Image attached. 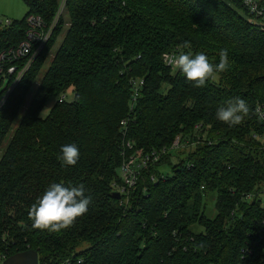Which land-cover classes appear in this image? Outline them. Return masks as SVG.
<instances>
[{
  "label": "trees",
  "instance_id": "trees-1",
  "mask_svg": "<svg viewBox=\"0 0 264 264\" xmlns=\"http://www.w3.org/2000/svg\"><path fill=\"white\" fill-rule=\"evenodd\" d=\"M21 1L28 11L0 29V49L25 37L28 16L50 26L59 9L58 0ZM220 49L229 69L204 87L164 62L165 53L203 52L219 63ZM134 80L143 85L132 102ZM69 92L72 101H58ZM234 97L250 112L229 126L216 112ZM260 113L264 28L240 0H64L48 41L0 109V257L33 250L39 264H246L241 250L262 216L244 200L264 182ZM178 136L187 148L199 143L173 157ZM128 141L160 157L128 197L115 199L111 184ZM72 143L80 158L63 165L60 149ZM52 183L83 184L92 200L59 232L34 229L28 217Z\"/></svg>",
  "mask_w": 264,
  "mask_h": 264
},
{
  "label": "built area",
  "instance_id": "built-area-1",
  "mask_svg": "<svg viewBox=\"0 0 264 264\" xmlns=\"http://www.w3.org/2000/svg\"><path fill=\"white\" fill-rule=\"evenodd\" d=\"M240 1L249 19L253 23L264 28V0ZM63 7L64 0L59 6L57 15L50 26H46L38 16H28L26 19L27 29L25 31V37L19 42L9 45L0 51V86L3 85V89L0 93H4L0 98V109L5 104L8 95L28 71L30 62L45 46L56 24L57 18L62 13ZM10 23V21L6 20L4 27L9 26ZM166 65L170 66L168 64ZM142 85V80H134L132 82V102H135ZM63 100H65V97H60L58 101L62 102ZM260 116L264 121V113H260ZM125 127L126 122L121 121L120 129L123 131V135H125ZM196 137L198 138L200 136L197 135ZM256 139L259 141V138ZM259 142L264 147V140ZM186 143L187 141H184L182 136H178L173 143V147L179 148V146H186ZM198 143L199 142H195V144L190 145V149H194V146L198 145ZM126 148L121 152L122 162L118 173L119 181L113 182L111 188L113 193L128 197L140 177V172L147 168L149 164L158 161L160 155L155 152L144 154L141 149L135 148V144L131 141L127 142ZM153 179L154 177H151V180ZM244 200L249 204H257L262 216L256 221L254 234L247 235V240L241 253H243V258L246 257V255L248 256L249 262L246 261V264H264V182L260 183L253 192L246 194ZM4 260L5 258L3 256L0 257V264H2Z\"/></svg>",
  "mask_w": 264,
  "mask_h": 264
},
{
  "label": "clouds",
  "instance_id": "clouds-1",
  "mask_svg": "<svg viewBox=\"0 0 264 264\" xmlns=\"http://www.w3.org/2000/svg\"><path fill=\"white\" fill-rule=\"evenodd\" d=\"M190 47V42L183 43V48ZM218 55L219 63H212L203 52H180L179 55L165 53L164 62L180 70L195 87H204L216 73L229 69L228 50L220 49ZM249 112L247 102L240 97H234L227 102L226 107L217 109L216 118L229 126H235L240 124ZM60 152L58 159L63 165L74 166L80 158V151L75 143L63 145ZM91 202V196L85 195L83 184L64 186L61 183H52L30 206L28 217L34 229L59 232L70 228L77 218L87 214Z\"/></svg>",
  "mask_w": 264,
  "mask_h": 264
},
{
  "label": "rangeland",
  "instance_id": "rangeland-1",
  "mask_svg": "<svg viewBox=\"0 0 264 264\" xmlns=\"http://www.w3.org/2000/svg\"><path fill=\"white\" fill-rule=\"evenodd\" d=\"M63 0H58V8L59 6L61 5ZM28 11V8L27 6L24 4L23 1L21 0H0V28H3L5 26V21L8 20V21H12V20H22L26 13ZM66 21V19H65ZM67 28V25L64 24V29L65 30ZM62 39V35L61 36H58L57 39H56V42L54 43L53 47H52V51L50 52L49 54V57L47 59V62L50 61V59L52 58V55H53V52L54 50L58 47V44L59 42L61 41ZM4 48L0 49V51H2ZM176 68L175 67H172V73H174ZM44 70V68H43ZM43 71H41L40 74H42ZM41 76V75H40ZM214 80H218V76H214ZM3 89V85L0 86V92L2 91ZM34 90V87L32 88V91ZM73 99V95L72 93H67L66 96H65V100L67 102H70L72 101ZM53 104V101L49 102L45 108L43 109L42 113H41V116L42 117H45L49 111V109L51 108V105ZM190 147H186L185 145L183 146H179V148H175V150H172L170 153H172V156L173 157H176V153H179L180 154L183 152V153H186V151L189 149ZM1 153V151H0ZM182 155V154H181ZM184 155V154H183ZM171 159V163L174 164L176 163V159L173 158ZM182 157V156H181ZM162 172L163 173H170V169H169V166H164L162 167ZM206 205H207V208L209 210V216L212 217L215 215V209H214V204H215V196H212V197H209L208 200L205 201ZM199 228V227H198Z\"/></svg>",
  "mask_w": 264,
  "mask_h": 264
},
{
  "label": "water",
  "instance_id": "water-1",
  "mask_svg": "<svg viewBox=\"0 0 264 264\" xmlns=\"http://www.w3.org/2000/svg\"><path fill=\"white\" fill-rule=\"evenodd\" d=\"M112 197L119 199L120 195L118 193H113ZM2 264H39L38 255L33 250H27L9 256L2 262Z\"/></svg>",
  "mask_w": 264,
  "mask_h": 264
}]
</instances>
